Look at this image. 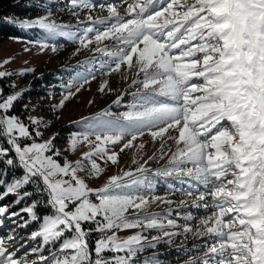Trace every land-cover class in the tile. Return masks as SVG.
Segmentation results:
<instances>
[{"label": "rangeland", "instance_id": "374dc122", "mask_svg": "<svg viewBox=\"0 0 264 264\" xmlns=\"http://www.w3.org/2000/svg\"><path fill=\"white\" fill-rule=\"evenodd\" d=\"M45 1L0 115L53 213L0 264H264V0Z\"/></svg>", "mask_w": 264, "mask_h": 264}, {"label": "trees", "instance_id": "16d2710c", "mask_svg": "<svg viewBox=\"0 0 264 264\" xmlns=\"http://www.w3.org/2000/svg\"><path fill=\"white\" fill-rule=\"evenodd\" d=\"M48 7L49 4L45 0H16L2 6L0 8V38L18 35L25 36L26 34L20 30L22 20L19 18L21 16L32 18ZM29 29L37 30L38 28L30 27ZM48 76L44 75L39 80L42 82L49 81ZM14 111L19 113L17 108H14ZM4 128L0 115V207L7 206L6 211H4L5 215L11 214L18 207L23 206V211L12 213L13 216L10 217L6 215L4 221L13 224L15 222H11V220L16 218L17 221H21L17 224L18 230L24 232L25 235H31L41 229L45 216L47 217L53 213L52 206L49 202L48 192L40 176L28 172L24 168ZM6 136H8V140ZM2 226L0 225V228ZM89 233L87 242L89 243V247L93 248V234ZM34 240L35 245L33 247H37L40 240L38 238L37 240L34 238ZM57 244V242H54L53 245ZM48 245L45 244L44 247L47 248Z\"/></svg>", "mask_w": 264, "mask_h": 264}]
</instances>
